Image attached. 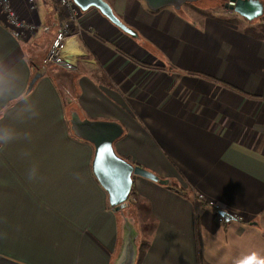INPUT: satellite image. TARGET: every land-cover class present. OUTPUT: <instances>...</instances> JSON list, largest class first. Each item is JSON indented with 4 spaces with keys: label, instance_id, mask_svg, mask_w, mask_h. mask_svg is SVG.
Instances as JSON below:
<instances>
[{
    "label": "crops",
    "instance_id": "0c3cea01",
    "mask_svg": "<svg viewBox=\"0 0 264 264\" xmlns=\"http://www.w3.org/2000/svg\"><path fill=\"white\" fill-rule=\"evenodd\" d=\"M11 2L19 20L36 28H13L0 8V66L14 88L0 127L17 133L0 145V256L20 264H115L120 255L128 213L110 206L93 173L94 146L71 129L67 94L76 89L86 118L124 128L116 152L160 179L134 178L148 221L145 235L138 213L132 222L136 264L264 261V40L212 10L187 11L189 18L185 6L152 12L144 0H110L138 38L95 8L81 11L83 32L70 46L76 69L66 71L76 87L63 92L44 60L64 14L55 0H36V8L31 0ZM196 193L231 219L197 206Z\"/></svg>",
    "mask_w": 264,
    "mask_h": 264
},
{
    "label": "water",
    "instance_id": "95a60500",
    "mask_svg": "<svg viewBox=\"0 0 264 264\" xmlns=\"http://www.w3.org/2000/svg\"><path fill=\"white\" fill-rule=\"evenodd\" d=\"M82 11L95 8L122 32L133 38L138 34L126 26L114 13L106 0H72ZM201 0H144L148 9L157 12L164 8H173L180 11L187 4H195ZM227 7L250 22L264 16V4L260 0H232ZM35 80L30 84L29 92L34 87ZM74 135L89 142L95 148L93 173L109 197V203L117 211L129 204V199L135 187V177L159 182L160 179L136 166L129 160L120 156L115 150V143L123 136L124 128L118 122L92 121L83 119L76 111L72 112L70 119ZM223 218L231 219L228 212L220 213ZM124 235L120 255L115 264H136L138 258L139 232L127 216H124ZM0 264H20L6 257L0 256Z\"/></svg>",
    "mask_w": 264,
    "mask_h": 264
},
{
    "label": "built area",
    "instance_id": "2783aa9c",
    "mask_svg": "<svg viewBox=\"0 0 264 264\" xmlns=\"http://www.w3.org/2000/svg\"><path fill=\"white\" fill-rule=\"evenodd\" d=\"M57 7L64 14L65 22L58 32L53 45L47 54L44 63L47 67L56 66L65 71H74L76 69V60L78 57H73L74 52L70 46L73 44V38L82 34V26L80 25V13L81 10L75 5L72 0H55ZM32 6L37 7L36 0H31ZM34 2V3H33ZM0 8L8 16L10 25L16 29H25L33 31L36 27L29 26L22 23L17 13L14 10L11 0H0ZM136 198H133L132 202L135 203ZM194 203L197 206L205 204L208 207L214 209L217 213H221L224 210L221 209V205L217 202L208 200L202 193H196L194 195ZM238 214H234L237 217Z\"/></svg>",
    "mask_w": 264,
    "mask_h": 264
},
{
    "label": "trees",
    "instance_id": "16d2710c",
    "mask_svg": "<svg viewBox=\"0 0 264 264\" xmlns=\"http://www.w3.org/2000/svg\"><path fill=\"white\" fill-rule=\"evenodd\" d=\"M106 1L109 3V0H106ZM186 6L193 7L194 5L187 4ZM226 6H227V4H226ZM225 8L226 7L223 6L222 9H225ZM194 13L199 14V15H209L208 12L207 13L194 12ZM210 15H211V17L216 18V16L213 13H210ZM263 19L260 18L258 20L253 21V22H250L246 19H243V21L246 23L245 25H248L251 28V30L245 29V32L249 35H252V36L258 38V39L264 40V21H263ZM229 22L237 23L236 21H230V20H229ZM61 25H62V21H61ZM48 71L52 74V76H50V78H52V80L58 85V87L63 92H65L68 89L67 84H72V85H75V87H76L77 77L73 76L72 74L66 72L63 69L61 70L60 68H58L56 66H51V68H49ZM67 96H68L69 100L71 101V105L74 106L73 111L79 112V109H80L79 95L76 93V89L71 91V93L67 94ZM134 192H135V190H133L132 195L129 199L130 203L127 204L122 209V211L125 213H128V215L132 219L136 220L137 219V213H138V219H140V217H142V218L146 217L147 214L142 209L141 203L139 201H137V203L132 202L133 198H135L133 196ZM224 222H226V221H224Z\"/></svg>",
    "mask_w": 264,
    "mask_h": 264
},
{
    "label": "rangeland",
    "instance_id": "374dc122",
    "mask_svg": "<svg viewBox=\"0 0 264 264\" xmlns=\"http://www.w3.org/2000/svg\"><path fill=\"white\" fill-rule=\"evenodd\" d=\"M110 1V0H109ZM38 4V3H37ZM226 4L230 5L231 4V1L230 0H201L195 4H189V5H194L193 7H190V6H186L185 5V13L186 15L189 17V18H192V16L187 12L189 11L191 13V11L193 12H198V13H207V12H211V10L218 16V18H231L232 16L233 17H236L239 21H242L243 22V19L241 16H239L238 14H236L234 11L232 12H227V10L229 8H226L225 10L223 8V6L226 7ZM221 8V9H220ZM217 9H220V10H217ZM264 16L261 17V19H263ZM264 21V19H263ZM244 29H247V30H251V28L247 25H243L242 26ZM79 76V75H78ZM74 110V107H72L70 105V107H67V117L68 119H71V114ZM79 113L81 115V117L83 119H89V120H92V121H102V120H99V119H90V118H86V114L84 112H82L81 110H79ZM137 203V202H135ZM124 216H129L128 214L127 215H124ZM130 219L131 222H133L135 224V220L132 219L130 216L128 217ZM142 222H148L147 219L145 217H140L139 219V229L142 230L144 232V235H145V230L147 229L146 227H144L142 225Z\"/></svg>",
    "mask_w": 264,
    "mask_h": 264
},
{
    "label": "clouds",
    "instance_id": "9594fccd",
    "mask_svg": "<svg viewBox=\"0 0 264 264\" xmlns=\"http://www.w3.org/2000/svg\"><path fill=\"white\" fill-rule=\"evenodd\" d=\"M14 88L9 84L7 79V72L0 66V114L6 113L8 110L7 101L13 98ZM15 99L24 100L28 99L26 95L16 96ZM33 116L36 118L38 112H33ZM30 140V134H25ZM17 138V133L14 129L9 127H0V145H8L14 139ZM27 155V154H26ZM36 168L33 167L28 171V179H34L36 177ZM259 264H264V261H260Z\"/></svg>",
    "mask_w": 264,
    "mask_h": 264
},
{
    "label": "snow or ice",
    "instance_id": "6c2138e0",
    "mask_svg": "<svg viewBox=\"0 0 264 264\" xmlns=\"http://www.w3.org/2000/svg\"><path fill=\"white\" fill-rule=\"evenodd\" d=\"M248 264H251V261H249Z\"/></svg>",
    "mask_w": 264,
    "mask_h": 264
}]
</instances>
